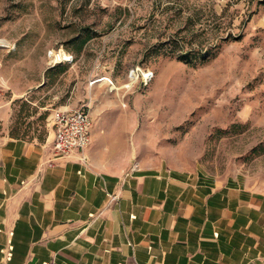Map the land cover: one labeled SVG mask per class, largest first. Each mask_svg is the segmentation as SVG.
<instances>
[{
  "label": "rangeland",
  "instance_id": "obj_1",
  "mask_svg": "<svg viewBox=\"0 0 264 264\" xmlns=\"http://www.w3.org/2000/svg\"><path fill=\"white\" fill-rule=\"evenodd\" d=\"M59 47L75 59L50 66ZM136 65L147 85H126ZM0 84L13 135L44 139L54 108L86 104L125 130L107 162L264 189V0H0Z\"/></svg>",
  "mask_w": 264,
  "mask_h": 264
},
{
  "label": "crops",
  "instance_id": "obj_2",
  "mask_svg": "<svg viewBox=\"0 0 264 264\" xmlns=\"http://www.w3.org/2000/svg\"><path fill=\"white\" fill-rule=\"evenodd\" d=\"M4 95L0 264H264V189L245 174L107 162L125 130L93 114L90 144L55 157L52 120L44 139L11 134Z\"/></svg>",
  "mask_w": 264,
  "mask_h": 264
},
{
  "label": "built area",
  "instance_id": "obj_3",
  "mask_svg": "<svg viewBox=\"0 0 264 264\" xmlns=\"http://www.w3.org/2000/svg\"><path fill=\"white\" fill-rule=\"evenodd\" d=\"M48 55L53 60V63L61 61L71 62L75 59L74 53L67 51L64 47L57 49L50 48ZM154 75L153 69L136 65L129 69L127 74L129 79L126 85H133L138 81L147 85L153 79ZM2 93L0 84V97ZM51 116L55 133L53 144L55 157L69 156L74 151L83 150L90 144L94 118L88 105L82 104L79 107H56ZM10 255L11 252L8 253V257Z\"/></svg>",
  "mask_w": 264,
  "mask_h": 264
},
{
  "label": "trees",
  "instance_id": "obj_4",
  "mask_svg": "<svg viewBox=\"0 0 264 264\" xmlns=\"http://www.w3.org/2000/svg\"><path fill=\"white\" fill-rule=\"evenodd\" d=\"M183 59H185V57H182ZM185 60H187V59H185ZM62 62V61H61ZM61 62H57V63H61ZM64 62H70V61H64ZM71 62H73V61H71ZM57 63H55V64H57ZM54 64V65H55ZM14 135H19V134H14Z\"/></svg>",
  "mask_w": 264,
  "mask_h": 264
}]
</instances>
